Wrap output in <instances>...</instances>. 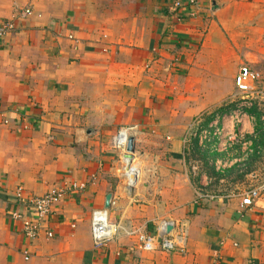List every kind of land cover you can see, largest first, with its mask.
<instances>
[{"label": "crops", "instance_id": "0c3cea01", "mask_svg": "<svg viewBox=\"0 0 264 264\" xmlns=\"http://www.w3.org/2000/svg\"><path fill=\"white\" fill-rule=\"evenodd\" d=\"M15 16L0 39V264L264 263V196L241 207L264 183V100L219 113L242 101L232 96L243 65L264 93V0H0V21ZM215 116L223 140L184 143L192 123ZM123 128L132 184L111 146ZM217 174L230 191H211ZM244 177L256 180L245 191ZM73 183L84 189L52 207L53 237H26L34 215L16 190ZM102 209L120 230L96 248L91 214ZM164 222L186 229L183 252L146 251L130 235Z\"/></svg>", "mask_w": 264, "mask_h": 264}, {"label": "built area", "instance_id": "2783aa9c", "mask_svg": "<svg viewBox=\"0 0 264 264\" xmlns=\"http://www.w3.org/2000/svg\"><path fill=\"white\" fill-rule=\"evenodd\" d=\"M189 7L196 4V0H185ZM174 9L179 10L182 7L180 1H176L173 5ZM30 14V11H24L21 18ZM192 15V14H190ZM16 16L0 21V39L10 36L16 29L15 20ZM72 39V37H69ZM258 76L251 69L243 65L239 68L233 83L236 94L242 97V104L245 107H250V100L253 97L264 100V93L256 86ZM241 104L236 110V114H242ZM237 117V116H236ZM261 121L264 122V115L261 116ZM218 116H215L212 123L207 126H203L200 119L196 120L187 131L184 138V143L187 141H196L197 144L204 148L207 143L212 140H223V129L218 126ZM130 129H120L112 140L111 146L114 150L126 153L127 143L130 139ZM236 140H234L235 142ZM189 143V142H188ZM127 155V154H126ZM125 155V156H126ZM137 172L134 170L128 160H124L122 167V175L126 177L127 181L132 184L136 179ZM84 189L83 185H77L75 183L71 185H65L63 187H53L41 196L24 197L22 189L18 188L14 194L16 202L23 204L26 208H29L34 215L33 220L23 221V233L30 239H35L40 232L44 231L45 238L51 239L53 234L51 231H46V224L48 217L51 214L52 207L59 203L62 199L68 196L74 191H81ZM198 199L206 198V195L198 191ZM264 196V183L248 190L241 195V207H250L253 201ZM15 219L21 218L19 214L13 213ZM171 227V231L167 232V227ZM119 226L110 222L108 218L107 210H95L91 214V238L93 245L96 248L104 247L107 243L115 239ZM186 229L182 226L177 227L173 223H161L154 234H148L146 232L131 231L130 235H136L141 249L143 250H161L163 252H183L186 240ZM29 259V254L24 253V260ZM264 264V263H263Z\"/></svg>", "mask_w": 264, "mask_h": 264}, {"label": "rangeland", "instance_id": "374dc122", "mask_svg": "<svg viewBox=\"0 0 264 264\" xmlns=\"http://www.w3.org/2000/svg\"><path fill=\"white\" fill-rule=\"evenodd\" d=\"M237 101H238L237 104H235V102H233V104L236 107L235 106H229L228 108H226V112L225 113L237 110L238 106L242 103V101H240V100H237ZM241 106H242L241 112L244 113V109L246 107L243 104H241ZM199 165L200 164L195 165L197 167V169L199 168ZM200 167H201V165H200ZM203 167H204V170H207V168H209V166H203ZM203 167H201V168L203 169ZM221 170H223V166L222 165L218 166V168L216 169V172L220 173ZM247 170H249V165L248 164L245 165V167L244 166L241 167L239 172H240V174L242 176H245V172L246 173L248 172ZM205 173H206V171H205ZM253 180L256 182L255 178H253V177H248V178L244 177V181H243L244 182V185H243L244 186V188H243L244 190L243 191L249 189L250 185H253L252 184ZM211 181H212V183H211V191H214L215 193H217V192H226L225 188L230 191V189H229L231 187L230 181H227V182L224 181V179L220 178L219 174L214 175L213 177H211ZM258 182L260 183V181H258ZM251 187H255V186H251Z\"/></svg>", "mask_w": 264, "mask_h": 264}, {"label": "water", "instance_id": "95a60500", "mask_svg": "<svg viewBox=\"0 0 264 264\" xmlns=\"http://www.w3.org/2000/svg\"><path fill=\"white\" fill-rule=\"evenodd\" d=\"M133 152H134L133 141H132V139H129V141L127 143V148H126V154L127 155L125 157L129 162L131 160V155L133 154ZM109 200H110V196H107V198H106V208L109 205ZM166 230H167V232H170L171 231V227L168 226Z\"/></svg>", "mask_w": 264, "mask_h": 264}, {"label": "trees", "instance_id": "16d2710c", "mask_svg": "<svg viewBox=\"0 0 264 264\" xmlns=\"http://www.w3.org/2000/svg\"><path fill=\"white\" fill-rule=\"evenodd\" d=\"M220 112V114H224L225 112H226V110H224V109H220L219 110ZM213 119V117H211L208 121H210V120H212ZM208 124V123H207ZM195 145H196V143H194Z\"/></svg>", "mask_w": 264, "mask_h": 264}, {"label": "bare ground", "instance_id": "6f19581e", "mask_svg": "<svg viewBox=\"0 0 264 264\" xmlns=\"http://www.w3.org/2000/svg\"><path fill=\"white\" fill-rule=\"evenodd\" d=\"M127 160V159H126Z\"/></svg>", "mask_w": 264, "mask_h": 264}]
</instances>
